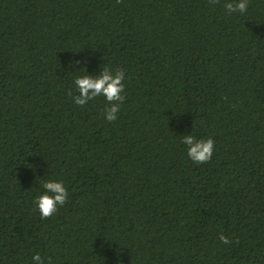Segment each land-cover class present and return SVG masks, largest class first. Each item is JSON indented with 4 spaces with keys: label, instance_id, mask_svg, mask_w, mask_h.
I'll list each match as a JSON object with an SVG mask.
<instances>
[{
    "label": "trees",
    "instance_id": "16d2710c",
    "mask_svg": "<svg viewBox=\"0 0 264 264\" xmlns=\"http://www.w3.org/2000/svg\"><path fill=\"white\" fill-rule=\"evenodd\" d=\"M227 2L0 0V264H264V0ZM104 67L113 122L68 95ZM47 181L69 195L42 219Z\"/></svg>",
    "mask_w": 264,
    "mask_h": 264
},
{
    "label": "clouds",
    "instance_id": "9594fccd",
    "mask_svg": "<svg viewBox=\"0 0 264 264\" xmlns=\"http://www.w3.org/2000/svg\"><path fill=\"white\" fill-rule=\"evenodd\" d=\"M121 2V0H117ZM210 4H218L219 0H209ZM229 14L239 12L245 13L248 8V0H231L224 5ZM125 70L120 68L113 71L109 67H104L99 76L83 75L74 81L78 95L72 96L71 90L68 95L76 105L83 107L89 101L103 95L109 102V107L104 109L107 121L113 122L117 119L121 109V103L126 99L125 95ZM188 148L189 158L197 164H206L211 161L214 153L215 140L211 137L207 139H197L192 134L185 135L181 141ZM44 193L37 197L35 204L38 206L42 219H47L57 212L58 206H63L68 200V190L63 181H47L43 184ZM219 240L223 244L232 243L231 239L223 234L219 235ZM34 264H44L41 255L37 253L32 257Z\"/></svg>",
    "mask_w": 264,
    "mask_h": 264
}]
</instances>
